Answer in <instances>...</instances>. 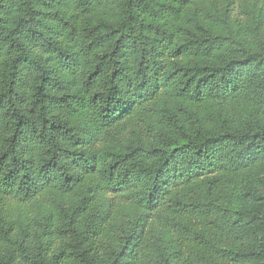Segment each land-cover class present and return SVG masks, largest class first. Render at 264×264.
I'll return each mask as SVG.
<instances>
[{
    "label": "trees",
    "instance_id": "16d2710c",
    "mask_svg": "<svg viewBox=\"0 0 264 264\" xmlns=\"http://www.w3.org/2000/svg\"><path fill=\"white\" fill-rule=\"evenodd\" d=\"M0 264H264V0H0Z\"/></svg>",
    "mask_w": 264,
    "mask_h": 264
}]
</instances>
